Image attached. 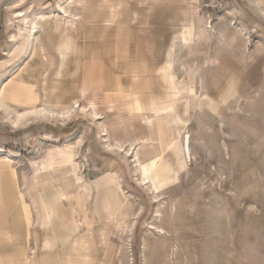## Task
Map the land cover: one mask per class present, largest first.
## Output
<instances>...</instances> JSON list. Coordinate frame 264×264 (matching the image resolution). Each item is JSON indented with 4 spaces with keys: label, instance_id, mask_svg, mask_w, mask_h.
I'll use <instances>...</instances> for the list:
<instances>
[{
    "label": "rangeland",
    "instance_id": "1",
    "mask_svg": "<svg viewBox=\"0 0 264 264\" xmlns=\"http://www.w3.org/2000/svg\"><path fill=\"white\" fill-rule=\"evenodd\" d=\"M62 1L0 0V264H40L49 185L67 229L84 218L53 264H264V0H74L69 30ZM188 21L204 32L185 45ZM142 38L168 75L127 65ZM166 140L181 162L156 188L141 174L172 161Z\"/></svg>",
    "mask_w": 264,
    "mask_h": 264
},
{
    "label": "bare ground",
    "instance_id": "2",
    "mask_svg": "<svg viewBox=\"0 0 264 264\" xmlns=\"http://www.w3.org/2000/svg\"><path fill=\"white\" fill-rule=\"evenodd\" d=\"M73 1L74 0H65V1L63 0L62 1L63 3H61V2L58 3L60 10L64 14H66L65 17H68L67 22H69V23L74 22V20L76 18H78L77 14L74 12L75 9L72 8ZM65 6H67V9H65ZM110 8L111 7H109V9ZM72 9H73V11H72ZM61 16H63V15H61ZM110 17L112 18V15ZM38 18H41V16ZM38 18L34 17L33 19H31L28 22V27H27L28 34H29L28 36L31 38L33 37V34H35L38 30V20H37ZM21 30L22 29L20 28L19 31H21ZM160 73L163 74L165 72L160 71ZM173 104H175V103H173ZM90 106H91L92 110L95 109L94 104H91ZM150 109H152V105L150 106ZM164 109L170 110L171 105L170 104L165 105ZM154 112L156 113V111H154ZM17 118H18V116H17ZM160 120H162V117ZM176 132H177L176 134L178 135V131H176ZM184 137H185L184 142L187 143V136H184ZM188 151H189V149L187 150V147H186L185 148V154H187V157L189 158V155L187 153ZM53 187H54V185H49V187L45 189V193H44L45 201L42 202V212H43L41 215V219H42V226H41L42 227V230H41L42 245L40 248V252H41V255L39 258L40 264H53L54 262H52L51 259L55 258L53 256V253L57 250V247L60 245H64V243L69 238V236H71V233H73L72 232L73 227H76V229H80L84 224V218L81 219V216H79L78 212L73 209L72 218H71L72 231H70L71 228L70 229L66 228V225H65L64 220H63L64 218L58 214V209H57V207L59 206L60 195L53 189ZM111 191H115L117 196L119 197L118 201L115 200L117 204L115 202H113V206H114L116 213H118L119 215H122L119 213L120 209H122V207L124 206L122 203V197L120 194L121 190L119 189L118 186H115V187H112ZM16 223L18 226L19 222H16ZM73 242L74 243L69 245V248L72 249V251L77 252L78 256H80L81 258H83V257L87 258V256L84 255V253H82L83 251L82 252L80 251L81 247L83 246L82 239L79 238ZM78 264H81V263L78 262Z\"/></svg>",
    "mask_w": 264,
    "mask_h": 264
},
{
    "label": "crops",
    "instance_id": "3",
    "mask_svg": "<svg viewBox=\"0 0 264 264\" xmlns=\"http://www.w3.org/2000/svg\"><path fill=\"white\" fill-rule=\"evenodd\" d=\"M182 2H185V3H191L192 2V5H190V6H188L189 4H187L185 7H187L188 8V10L190 11V12H195L196 11V8H197V5H195V3H196V1L197 0H181ZM262 1V0H261ZM121 15H122V12L121 13H119L118 14V18L116 19V21L117 20H119L120 18H121V20L120 21H117V22H125V20L127 19V15H124V17H121ZM132 17H133V13H132ZM127 21H129V18L127 19ZM131 21H132V18H131ZM66 23H68L69 25L67 26V29L69 30L70 29V25H71V23L72 24H74L75 23V21L74 22H66ZM181 29H180V31L178 32V35H177V38H179L182 42H183V44H185V45H188L191 41H192V39H193V34H194V30L197 28V30H198V32L200 33V34H202L203 32H204V29H203V27H195V26H193V23H191V22H186V23H183L182 25H181ZM194 27H195V29H194ZM68 30H67V34L69 33L68 32ZM84 31V30H83ZM78 34H79V39H82V37H84V35H82L80 32H81V30H80V28L78 29ZM84 33V32H83ZM86 36H88V37H91L92 36V33L91 32H88V31H86ZM85 36V37H86ZM67 37H66V39H65V41L62 43V44H60L61 45V49H62V53L60 54V56H59V66H62V63H63V61H64V59H65V57H66V55L68 54V41H67ZM142 41H139L138 43H137V39H134V40H132L133 41V43L131 42V40H130V42H129V44H130V55H129V57L128 58H130V59H127V65H130V63H132V64H134V66H136V68H138V70L139 71H141V70H147V69H149V71L150 72H152V71H157V73L158 74H161L162 76H165V75H168V65L166 64V65H160L161 66V68H158V67H160V66H149L148 64H147V60H148V57H150V58H152L155 54H153L152 52L151 53H146V52H141L140 51V48H142V50H143V48H144V46H145V40L142 38L141 39ZM133 45H132V44ZM118 44H121V45H123L124 43H118ZM148 44H151V42H149ZM131 45L133 46V48L135 47V49H137L139 52V54H133V51L131 52ZM135 45H138V46H135ZM170 45V44H169ZM140 47V48H139ZM117 49V48H116ZM134 52H135V50H134ZM118 56H121V54H119ZM152 56V57H151ZM165 53H164V55H163V59H162V63L165 61ZM124 57H126V55L124 56ZM170 60V59H169ZM171 61V60H170ZM138 63V64H137ZM151 68H153V69H151ZM158 69V70H157ZM148 71V70H147ZM160 71H164L165 73H160ZM160 76V75H159ZM7 95H8V93H7ZM6 98H9L8 96L6 97ZM91 108V107H90ZM133 113H138V112H134V110L132 111ZM144 112V111H143ZM30 113H32V114H38V113H48V114H52V113H54L53 111H49V110H46V109H41V110H30V111H28L27 113H25V115H27V114H30ZM70 113V110L69 111H67V112H64V113H62V114H60V115H63V116H65V115H67V114H69ZM145 113V116L147 115L146 114V112H144ZM158 114V120H159V130H160V133H161V135L162 136H167L166 137V139L171 135V130H167V129H164V126H162L161 125V123H162V121H163V119H166V121H163V122H165L166 123V126H168V125H170L171 124V121H169L170 119L167 117V114L165 113V112H160V113H157ZM144 116V117H145ZM18 117H20V116H18ZM161 117H162V120H160L161 119ZM17 118V117H16ZM149 117H147V119H148ZM151 121H147V122H145V124L147 125V128L149 127V129H151L150 127H151ZM165 125V124H164ZM171 126V125H170ZM157 128V129H158ZM150 131V130H149ZM146 141H148V140H146ZM152 141V140H151ZM149 145H151L149 142L148 143H143L141 146V148L142 149H144V148H148L149 147ZM120 148V147H119ZM163 148H164V150L165 149H169L170 151H171V153H172V161L170 162L169 160H167V158H163L158 164H156L155 165V167L154 168H152L153 167V164L154 163H152V165L150 166V167H144V171L142 170V168H143V165L141 164V162L139 163V170H142L143 172H142V176H141V179H142V181L144 182V180L146 179L147 181H148V183L149 182H151V184L152 185H154V183H153V181H152V176H153V174H158V175H162L164 178H167V180L168 179H170L171 177H169L168 178V176L167 177H165V174L163 175L162 173H160V171H162V170H165V169H167L168 167H170V166H172V165H178L179 166V162L178 161H180L181 160V156H179V155H177V150H178V148L176 147V145L173 143V142H167V140L165 141V142H163ZM137 162H138V160H137ZM181 162V161H180ZM155 172V173H154ZM145 180V181H146ZM164 184H166V183H164ZM163 184V185H164ZM158 185L159 184H156V185H154L156 188H159L158 187Z\"/></svg>",
    "mask_w": 264,
    "mask_h": 264
}]
</instances>
